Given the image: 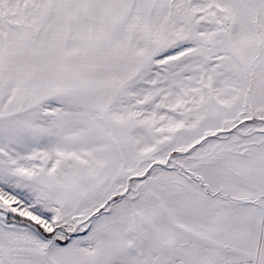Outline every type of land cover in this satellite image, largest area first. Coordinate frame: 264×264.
<instances>
[{"label":"snow or ice","instance_id":"6c2138e0","mask_svg":"<svg viewBox=\"0 0 264 264\" xmlns=\"http://www.w3.org/2000/svg\"><path fill=\"white\" fill-rule=\"evenodd\" d=\"M0 264H264V0H0Z\"/></svg>","mask_w":264,"mask_h":264}]
</instances>
